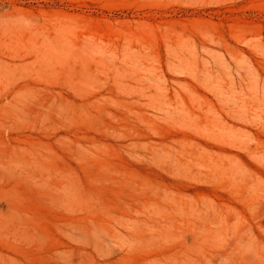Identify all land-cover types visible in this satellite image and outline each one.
Wrapping results in <instances>:
<instances>
[{
  "label": "rangeland",
  "instance_id": "obj_1",
  "mask_svg": "<svg viewBox=\"0 0 264 264\" xmlns=\"http://www.w3.org/2000/svg\"><path fill=\"white\" fill-rule=\"evenodd\" d=\"M0 264H264V0H0Z\"/></svg>",
  "mask_w": 264,
  "mask_h": 264
}]
</instances>
